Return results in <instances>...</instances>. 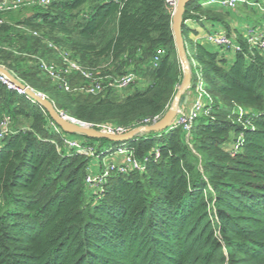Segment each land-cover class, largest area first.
<instances>
[{
	"label": "trees",
	"instance_id": "1",
	"mask_svg": "<svg viewBox=\"0 0 264 264\" xmlns=\"http://www.w3.org/2000/svg\"><path fill=\"white\" fill-rule=\"evenodd\" d=\"M250 1L239 8L263 18L264 0ZM206 2L186 3L182 35L211 111L187 138L181 126L122 142L75 133L95 157L125 142L144 164L112 172L101 190L85 182L91 157L62 143L38 102L0 83V124L9 118L0 137V264H264V50L231 26L230 9ZM173 9L168 0H51L2 12L0 66L59 112L128 131L163 115L181 83ZM187 20L220 25L241 50L194 41ZM49 43L101 74L135 73L134 90L58 88L39 67L59 62ZM70 82L84 84L75 74Z\"/></svg>",
	"mask_w": 264,
	"mask_h": 264
},
{
	"label": "built area",
	"instance_id": "2",
	"mask_svg": "<svg viewBox=\"0 0 264 264\" xmlns=\"http://www.w3.org/2000/svg\"><path fill=\"white\" fill-rule=\"evenodd\" d=\"M50 2L51 0H0V23H2L4 20L1 16L2 12L17 10L24 6L32 5H39L45 7L49 5ZM240 2H246V0H207L206 3L216 4L221 7L229 8L234 6L236 3ZM245 38L247 44L264 50V32L261 31L259 28L248 27L246 29ZM203 39L208 43L228 48L233 51L241 50V47L236 42V40L233 37L228 36L225 32L216 30L209 31L205 34ZM49 46L59 52V62L56 63L52 60L47 61L44 59H40L39 67L42 73L51 81H53L56 86L60 89L66 91L81 90L90 94H98L106 88H126L132 83H134L137 79L136 74L131 71L127 72L122 76L101 74L95 68H87L80 64L75 58L71 56V52L69 50H61L53 43H49ZM164 52L165 50L163 48H158L156 50V54L153 58L154 64L159 60L160 55H162ZM73 74L79 75L81 78H83L84 84L72 87L70 82V76ZM20 82L26 87L19 85L17 82L13 81L6 73L0 71L1 84L5 85L8 90L15 91L20 95L25 94L29 96L27 94V88L31 87H29L22 81ZM192 89H194V94L189 109L187 111L181 110L180 112H177L176 116L178 118L176 124L172 125L173 119L176 117L175 116L168 125V127L170 125H172L171 128L175 126H181L184 131H189L193 126L194 121L201 114H208L211 111V107L213 105V98L206 90L204 82L200 78V76H198V83L193 86ZM237 111L239 118L245 113L244 109L240 106L237 107ZM61 113L65 114L63 112ZM161 116L154 118L150 123L147 119L144 120V125H148L155 122ZM8 119L9 118L4 119L0 124V137L6 131L5 125ZM88 124L107 134H120L125 132L124 128L119 125L99 124L96 126L91 123ZM52 127L57 133L61 132V129L55 123L52 124ZM61 139L62 143L68 148H74L77 150V152L83 154H87L85 152H88L92 154L91 157L96 156L94 150L91 147L84 146L80 141L76 139H71L64 135L61 136ZM102 154H104L103 157H105V155H109L110 160L106 163L105 168L101 169V171H98L97 173H94L89 167L85 176V182L91 188L98 187L101 190L104 181L112 172L125 173L130 170L142 171L144 169L143 162L139 161L134 156L133 148L125 142L119 144L118 146H115L114 148L109 147L104 151V153L102 152ZM117 156L119 157L118 160L113 159L117 158Z\"/></svg>",
	"mask_w": 264,
	"mask_h": 264
},
{
	"label": "water",
	"instance_id": "3",
	"mask_svg": "<svg viewBox=\"0 0 264 264\" xmlns=\"http://www.w3.org/2000/svg\"><path fill=\"white\" fill-rule=\"evenodd\" d=\"M189 0H175L174 9L172 12L171 28L173 31L175 47L177 50V56L182 65L183 77L182 81L178 86V90L174 96L172 106L163 113V115L155 122L148 125H140L131 130L125 131L120 134H107L102 132L86 122L76 120L66 114L59 112L53 105V103L40 92H36L32 88H27V94L34 101L38 102L49 114L52 121L63 131L64 133H79L84 134L88 137L93 138H107L110 141L122 142L131 139L135 134L145 132V131H160L168 127L172 119L176 116L178 111V106L187 102L188 95L190 91L191 81V69L189 61L186 55L185 42L182 35V14L184 7ZM171 4V1L168 0ZM0 71L6 73L13 81L17 82L19 85L26 87L18 79H16L8 70L0 67ZM184 93V95H183ZM183 95V96H182Z\"/></svg>",
	"mask_w": 264,
	"mask_h": 264
},
{
	"label": "rangeland",
	"instance_id": "4",
	"mask_svg": "<svg viewBox=\"0 0 264 264\" xmlns=\"http://www.w3.org/2000/svg\"><path fill=\"white\" fill-rule=\"evenodd\" d=\"M171 1V5L174 7V0H170ZM247 1V3H249V4H252V2L250 1V0H246ZM262 4L261 3H258V6H261ZM240 7V3H236L234 6H232V7H229L230 9H232L234 12H233V14L235 15H243V16H245V15H247V16H250V15H252V18H250V20L249 19H245V21H247L248 23H251V20H253V21H256V20H259L258 22L259 23H262V25L261 26H259V27H257V28H259L261 31H263L264 32V17L262 18V17H257V15L256 14H253L252 12H250V11H248L247 9H241V8H239ZM25 11H18V12H8L7 14H8V16H11L12 18H14V17H19L20 15H22L23 13H24ZM259 13V12H258ZM259 15V14H258ZM257 22V23H258ZM258 23V24H259ZM244 28H247V27H244ZM210 29H212V31L213 30H215V29H217V24H215V25H213V26H210ZM207 33V32H206ZM205 36V35H204ZM185 44H186V48L190 51L192 48H193V46H192V42H190V41H187V40H185ZM209 46L211 47V48H218L219 46H217V45H214V44H211V43H209ZM189 65H190V69H191V74H192V77H193V81H192V83H193V85L192 86H195L197 83H198V76H199V70H198V67L196 66V63L193 61V60H191L190 59V62H189ZM1 67V66H0ZM182 81V80H181ZM135 87L136 88H141V86L139 85V84H137V85H135ZM134 90V88L133 87H128V88H126V89H124V92L125 93H129V92H131V91H133ZM177 90H178V88H177ZM177 92V91H176ZM176 94V93H175ZM193 94H194V89H192L191 90V96H190V102L189 103H187V104H182V105H179L178 106V111L177 112H180L181 110H188L189 109V107H190V104H191V101H192V99H193ZM183 95H184V93H183ZM182 95V96H183ZM45 96V95H44ZM175 96V95H174ZM173 99H174V97H173ZM173 99H172V101L168 104V106H167V109H166V111L172 106V103H173ZM188 100H189V95H188ZM187 100V101H188ZM188 105V106H187ZM177 116L173 119V123H172V125H174V124H176V122H177ZM172 125H170L169 127H167V130L168 129H170L171 127H172ZM167 130H166V132H167ZM188 133H189V131H186V133H185V135H186V138H187V135H188ZM64 135H66L68 138H71V139H78V140H80L76 135H74V134H72V133H65ZM83 150H85V149H83ZM85 153H87L86 154V156H92V154H90V153H88V152H85ZM110 157H109V155H105V157H102V158H98V157H91L90 158V160H89V167L91 168V170L94 172V173H97L98 171H101V169H104L105 168V165H106V163L107 162H109V159ZM118 156H117V158H113V159H115V160H118ZM94 187H92V189H93ZM96 190V189H95Z\"/></svg>",
	"mask_w": 264,
	"mask_h": 264
},
{
	"label": "crops",
	"instance_id": "5",
	"mask_svg": "<svg viewBox=\"0 0 264 264\" xmlns=\"http://www.w3.org/2000/svg\"><path fill=\"white\" fill-rule=\"evenodd\" d=\"M212 7H214L215 9H230V8H226V7H221V6H218L216 4H210ZM232 14L229 15V22L231 24V26L233 27H236L238 28L242 33L243 35L245 36V33H246V29L249 26V23L247 21H245L246 17L243 16V15H234L233 14V10L230 9ZM186 24L187 26L192 30L190 32V37L195 41L197 39H203L204 35L206 34V32H209V31H212V29H210V26H213L211 25L210 23H199L198 21L195 22L193 20H187L186 21ZM215 25V24H214ZM259 26L262 25V23H259L257 24ZM258 26V27H259ZM244 27H247V28H244ZM216 31H221V32H226L220 25L217 24V29H215ZM196 32V33H194ZM231 37H233L235 40H236V37L234 35V33H231ZM204 40V39H203ZM191 96V94L189 93V97ZM190 102V99L185 103H189ZM188 106V105H187Z\"/></svg>",
	"mask_w": 264,
	"mask_h": 264
},
{
	"label": "bare ground",
	"instance_id": "6",
	"mask_svg": "<svg viewBox=\"0 0 264 264\" xmlns=\"http://www.w3.org/2000/svg\"><path fill=\"white\" fill-rule=\"evenodd\" d=\"M174 5H175V0H174Z\"/></svg>",
	"mask_w": 264,
	"mask_h": 264
}]
</instances>
